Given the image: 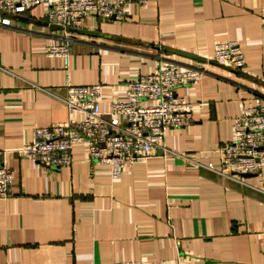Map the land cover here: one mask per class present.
<instances>
[{
    "label": "crops",
    "instance_id": "0c3cea01",
    "mask_svg": "<svg viewBox=\"0 0 264 264\" xmlns=\"http://www.w3.org/2000/svg\"><path fill=\"white\" fill-rule=\"evenodd\" d=\"M48 7L0 23V164L14 171L0 201V264H264V171L224 175L216 151L243 107L264 101V0H132L125 19L92 15L74 30L53 26ZM66 35L68 61L48 55ZM226 40L241 43L244 68L214 60ZM169 61L206 68L176 88L193 120L119 177L84 143L60 168L18 152L35 126L69 119L68 83H99L108 110L128 80Z\"/></svg>",
    "mask_w": 264,
    "mask_h": 264
},
{
    "label": "built area",
    "instance_id": "2783aa9c",
    "mask_svg": "<svg viewBox=\"0 0 264 264\" xmlns=\"http://www.w3.org/2000/svg\"><path fill=\"white\" fill-rule=\"evenodd\" d=\"M132 0H0V23L9 25L10 16L22 13L42 3H48L49 22L67 27H79L89 16L125 19ZM145 4L147 0H139ZM49 43L48 55H58L68 61L70 42ZM214 60L233 69H242L246 57L237 40L218 42ZM206 68L182 67L169 61L153 73L139 74L128 80L122 98L110 102L108 110L100 107L99 83H68L61 99L66 103L69 119L47 126H35L33 139L18 149L23 157L38 160L44 167L71 166L73 147L84 143L88 158L109 169L112 178L119 177L135 161L149 157L161 147L167 132L185 127L193 120L195 106L176 88L202 79ZM221 165L219 171L236 179L264 171V101L245 105L233 119V138L217 147ZM14 171L0 164V201L8 199ZM124 264H144L127 261ZM181 264V263H177Z\"/></svg>",
    "mask_w": 264,
    "mask_h": 264
},
{
    "label": "water",
    "instance_id": "95a60500",
    "mask_svg": "<svg viewBox=\"0 0 264 264\" xmlns=\"http://www.w3.org/2000/svg\"><path fill=\"white\" fill-rule=\"evenodd\" d=\"M53 26L57 27V28H64L62 25H59V24H54ZM66 29H71V30H74L75 28L74 27H67ZM246 176V175H245Z\"/></svg>",
    "mask_w": 264,
    "mask_h": 264
}]
</instances>
